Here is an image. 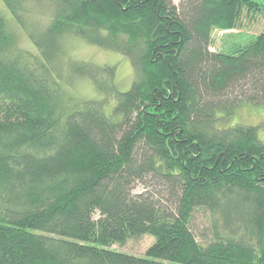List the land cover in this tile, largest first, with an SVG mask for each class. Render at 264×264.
Masks as SVG:
<instances>
[{"label": "trees", "instance_id": "obj_1", "mask_svg": "<svg viewBox=\"0 0 264 264\" xmlns=\"http://www.w3.org/2000/svg\"><path fill=\"white\" fill-rule=\"evenodd\" d=\"M2 2L39 56L0 14V264H264V138L231 119L264 105V31L211 50L214 30H240L264 4ZM70 36L127 57L131 89L64 58ZM77 81L114 102L108 115L66 94ZM145 235L147 258L110 249Z\"/></svg>", "mask_w": 264, "mask_h": 264}, {"label": "rangeland", "instance_id": "obj_2", "mask_svg": "<svg viewBox=\"0 0 264 264\" xmlns=\"http://www.w3.org/2000/svg\"><path fill=\"white\" fill-rule=\"evenodd\" d=\"M260 4H264V0H253ZM0 14L5 19L7 24L13 29H16V34L19 39L20 47L29 53L39 56V52L34 44L28 39L27 34H24L17 28L14 18L5 4L0 0ZM28 28V26H27ZM264 31V16H244L242 27L240 30L226 32L220 30H214L212 33L213 45L212 51H221L225 45H230L237 42L235 37L240 36L239 39H243L242 36H255ZM27 33V32H26ZM64 49L66 59L75 62H87L101 67H111L115 69L116 80L115 84L117 90L121 93L128 92L134 82V72L131 67L130 61L127 57L116 54L113 52L102 50L98 47L87 44L84 40L77 37H67L64 40ZM68 96L73 98H79L87 102H97L105 110L108 115L111 110V106L114 102L107 101V99L101 95L94 86L88 81H77L71 87L64 89ZM233 120L232 125H245L260 127V137L264 138V105L253 106L251 104H244L234 112L231 117ZM232 122V121H231ZM224 127V126H223ZM137 191H142L141 187H138ZM192 230L195 234L197 241L206 245L210 241V224L208 214L203 211H197L194 214L192 222ZM155 238L149 235L137 240H130L124 246L114 245L110 249L112 251L123 253L130 256L139 258H147L148 249L155 244Z\"/></svg>", "mask_w": 264, "mask_h": 264}]
</instances>
